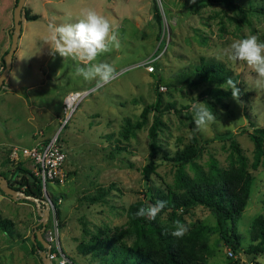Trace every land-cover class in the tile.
<instances>
[{"label":"rangeland","instance_id":"rangeland-1","mask_svg":"<svg viewBox=\"0 0 264 264\" xmlns=\"http://www.w3.org/2000/svg\"><path fill=\"white\" fill-rule=\"evenodd\" d=\"M234 1L243 9L196 0H157L162 14L159 26L152 0H25L18 46L0 86V172L9 175L17 164L31 169L29 159L11 157V148L32 145L58 131L67 179L60 185L47 183L52 197H58V208L51 210L46 228L57 225L62 248L74 261L99 264V256L82 251V243L104 231L128 229L127 209L132 202H148L150 186L174 185L177 162L167 156L193 136L199 139L198 152L194 162L184 164L189 175H196V169L208 172L212 162L227 169L238 166L241 160L231 144L233 135L252 174L248 200L235 221L237 247L233 248L232 238L228 241L221 235L215 212L201 204L175 214L168 208L158 214V221L169 227L179 221L187 230L203 225L205 264H264V249L245 251L256 242L251 236L253 218L264 215V165L252 168L254 145L247 132L264 124V89L255 87L256 73L246 62L220 58L234 40L255 35L264 41V0ZM15 3L0 0V72L11 44ZM84 9H93L118 26L120 48L98 57L116 68L117 77L99 89L95 81L76 74L82 63L59 54L53 57L44 43L49 25L74 23ZM25 11L39 16L26 19ZM150 58L151 71L145 62ZM209 58L222 61L237 76L234 81L239 82L243 107L232 98L231 89L218 96L210 91L223 89L226 81L166 83ZM91 88L63 123L65 94ZM157 102L160 111L143 110ZM199 103L216 115V122L203 131L194 125L192 105ZM154 113L159 123L152 154L149 131ZM150 160L154 169L146 179L143 167ZM98 193V199H89ZM6 197L0 201V264H43L39 250L32 249L35 230L43 220L36 214V202ZM3 219H8V231ZM123 240L130 243L133 235L124 234Z\"/></svg>","mask_w":264,"mask_h":264},{"label":"trees","instance_id":"trees-1","mask_svg":"<svg viewBox=\"0 0 264 264\" xmlns=\"http://www.w3.org/2000/svg\"><path fill=\"white\" fill-rule=\"evenodd\" d=\"M17 1V0H16ZM199 4L221 3L235 8L243 9L234 0H196ZM153 17L161 25L162 14L159 10L157 0H152L151 4ZM38 13L25 11L26 19H35ZM232 71L222 61L214 58L202 59L194 65L189 72H183L177 79L166 81L168 84L198 81H226L229 78L236 80V75H231ZM211 92L215 95L227 93L219 87H212ZM148 108L154 111H160L159 103L146 105L144 111ZM158 114L154 113V121L150 126L151 152L154 153L155 146L153 138L158 126ZM249 138L254 145V152L251 161L252 168L264 165V124L253 125L251 131H247ZM198 141L196 136L192 137L190 143L177 149L173 155L167 158L177 162L175 184H166L164 187H149L150 195L148 202L155 204L158 201H164L165 207L162 211L171 208V213L175 214L178 209L187 211L197 204L204 205L213 210L216 214L220 233L226 240H234L233 248L238 245V234L235 233L236 219L242 213L249 197L252 174L244 166V155L239 143L231 135V144L233 150L240 158V164L231 168H222L215 163H211L208 172H200L196 169V175H189L185 169L186 162H194L192 159L198 152ZM154 169L153 160L144 165L143 171L146 179L149 173ZM4 174L16 188H22L27 194L37 197L42 196L40 181L34 173L20 164L14 167L10 174ZM155 188V190H153ZM1 190V188H0ZM2 191V190H1ZM7 195V194H6ZM9 196V195H8ZM100 197L90 195L89 199L95 200ZM57 196L53 197L56 209ZM147 201L137 200L132 202L127 214L129 217L128 229L123 232H103L102 235H95L89 242L82 243V251L92 252L99 256V264H205L206 242L203 234V225H198L187 230L184 236L174 237L171 235L175 226L161 225L158 221V215L155 220H149L144 217H138L135 213L140 207L148 204ZM3 228L8 231V219H3ZM41 221L37 225L41 226ZM110 232V230H109ZM124 234H132L133 240L128 243L123 240ZM251 236L255 243L249 244L246 252L257 253L264 249V215L258 214L252 220ZM32 240V249H42L43 246L37 240L35 234ZM232 240V241H233ZM234 264V263H230Z\"/></svg>","mask_w":264,"mask_h":264},{"label":"clouds","instance_id":"clouds-1","mask_svg":"<svg viewBox=\"0 0 264 264\" xmlns=\"http://www.w3.org/2000/svg\"><path fill=\"white\" fill-rule=\"evenodd\" d=\"M44 43L50 46V54L53 57L59 54L64 60L71 59L78 64L82 63L84 67L78 66L76 74L85 81H95V89L111 83L117 77L116 68L98 57L120 48L118 26H114L105 16L93 9L82 10L74 23L49 25V35L44 38ZM223 57L231 62H246L256 73L255 87L264 89V41H260L255 35L234 40L223 50L220 58ZM238 83L229 78L226 80V86L221 87L225 91L231 89L232 98L243 107ZM192 110L197 130L203 131L216 122V115L203 103L193 104ZM164 207V201L147 204L140 207L135 215L155 220ZM175 224L171 235L177 238L184 236L187 227L179 221Z\"/></svg>","mask_w":264,"mask_h":264},{"label":"built area","instance_id":"built-area-1","mask_svg":"<svg viewBox=\"0 0 264 264\" xmlns=\"http://www.w3.org/2000/svg\"><path fill=\"white\" fill-rule=\"evenodd\" d=\"M145 62L149 69L153 68L152 58L145 60ZM91 90L92 88L74 90L65 94L63 98V123L68 120L78 103ZM21 156L31 161V171L39 178L42 190L41 197H44L49 203L50 212L56 210L53 197L47 189V183L60 185L67 179V171L64 169L66 154L58 142V131L44 139L36 140L32 145H14L11 148V157L19 158ZM42 205L44 206V203ZM43 234L50 243L48 256L54 264H80L71 259L62 248L56 224L52 228L45 226Z\"/></svg>","mask_w":264,"mask_h":264},{"label":"water","instance_id":"water-1","mask_svg":"<svg viewBox=\"0 0 264 264\" xmlns=\"http://www.w3.org/2000/svg\"><path fill=\"white\" fill-rule=\"evenodd\" d=\"M24 3L25 0H17L13 8V27L10 29L11 44L10 48L3 55L5 65L0 72V86L2 85L4 78L11 68L13 53L18 46V39L21 34L22 7ZM0 188L5 194L11 196L14 199L18 197L30 198L36 202L38 212L43 218V220H41L42 224L40 229L35 230V236L43 246V248L39 250V255L43 264H54L48 256L50 243L42 235L50 213L49 203L47 200L44 197H37L32 194H27L22 188L14 187L11 185L10 180L2 173H0ZM42 203H44V206Z\"/></svg>","mask_w":264,"mask_h":264},{"label":"crops","instance_id":"crops-1","mask_svg":"<svg viewBox=\"0 0 264 264\" xmlns=\"http://www.w3.org/2000/svg\"><path fill=\"white\" fill-rule=\"evenodd\" d=\"M33 13H36V12H33ZM21 145V144H20ZM31 170V169H30ZM6 198H9V197H6V195H3V193H1L0 192V201H2V200H6ZM39 212H38V209H36V214H38Z\"/></svg>","mask_w":264,"mask_h":264}]
</instances>
